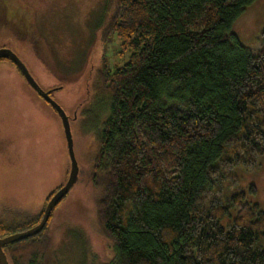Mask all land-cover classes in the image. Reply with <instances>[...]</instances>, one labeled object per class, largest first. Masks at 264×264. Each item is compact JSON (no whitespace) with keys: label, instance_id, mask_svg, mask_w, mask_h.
Returning a JSON list of instances; mask_svg holds the SVG:
<instances>
[{"label":"trees","instance_id":"trees-1","mask_svg":"<svg viewBox=\"0 0 264 264\" xmlns=\"http://www.w3.org/2000/svg\"><path fill=\"white\" fill-rule=\"evenodd\" d=\"M107 1L106 27L130 53L99 69L108 115L87 176L111 264H264V204L241 190L222 198L238 183L232 168L264 156V26L255 50L231 31L252 0ZM58 204L38 233L3 246L13 264H57L47 230ZM42 208H8L0 236L35 225Z\"/></svg>","mask_w":264,"mask_h":264},{"label":"rangeland","instance_id":"rangeland-1","mask_svg":"<svg viewBox=\"0 0 264 264\" xmlns=\"http://www.w3.org/2000/svg\"><path fill=\"white\" fill-rule=\"evenodd\" d=\"M2 1L0 47H10L43 89L58 88L52 96L69 117L79 166L77 181L52 211L47 230L52 257L57 264H111L113 243L101 231L98 190L87 173L96 131L108 115V102L97 86L99 69L121 65L130 50L106 27L107 0ZM263 26L264 0H252L233 20L231 31L255 50ZM258 163L249 170L232 168L238 183L225 185L223 200L241 190L248 200L264 204V156ZM69 167L60 118L10 61H0V214L9 219L8 208L28 214L44 207L48 193L66 181ZM234 213L230 209L231 216L221 224L225 226ZM29 258L25 254L19 263Z\"/></svg>","mask_w":264,"mask_h":264},{"label":"water","instance_id":"water-1","mask_svg":"<svg viewBox=\"0 0 264 264\" xmlns=\"http://www.w3.org/2000/svg\"><path fill=\"white\" fill-rule=\"evenodd\" d=\"M0 59H7L11 63H13L16 66V68L20 71V73L22 74L23 78L28 83V85L41 98H43L48 104H50L53 107V109L56 111L57 115L60 118L61 125L63 128L67 154L70 161V167L66 181L59 188H57L48 198L46 204L42 209V215L39 222L27 229L16 231L14 233H10L4 236H0V264H10L7 255L3 250V246L33 236L43 228L46 221L48 220L51 210L61 200V198L66 193H68V191L77 181L79 166L73 149V140L70 131L69 117L66 114L65 110L62 108V106L56 100H54L50 95L51 91L54 90L55 88L47 89V90L43 89L34 79L32 74L24 64V62L10 47H5V46L0 47Z\"/></svg>","mask_w":264,"mask_h":264},{"label":"flooded vegetation","instance_id":"flooded-vegetation-1","mask_svg":"<svg viewBox=\"0 0 264 264\" xmlns=\"http://www.w3.org/2000/svg\"><path fill=\"white\" fill-rule=\"evenodd\" d=\"M4 15H5V13H4ZM11 63V62H10ZM12 65H14L13 63H11ZM15 66V65H14ZM16 67V66H15ZM17 69V68H16ZM17 71L20 73V71L17 69ZM20 75H21V77L23 78V76H22V74L20 73ZM24 79V78H23ZM25 80V79H24ZM26 82V81H25ZM27 83V82H26ZM28 84V83H27ZM29 86V85H28ZM30 87V86H29ZM30 89L34 92V94L41 100V101H43V103L45 102L47 105H49V107L53 110V111H55L54 109H53V107L50 105V104H48L43 98H41L31 87H30ZM52 89H54V88H52ZM58 88L57 87H55V89L54 90H52L51 91V93H50V95L52 96V93L55 91V90H57ZM52 98H53V96H52ZM54 99V98H53ZM55 100V99H54ZM55 113H56V111H55ZM57 114V113H56ZM58 116V115H57ZM59 117V116H58Z\"/></svg>","mask_w":264,"mask_h":264}]
</instances>
